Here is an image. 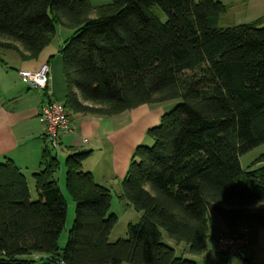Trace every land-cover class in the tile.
<instances>
[{"label": "trees", "instance_id": "trees-1", "mask_svg": "<svg viewBox=\"0 0 264 264\" xmlns=\"http://www.w3.org/2000/svg\"><path fill=\"white\" fill-rule=\"evenodd\" d=\"M225 12L213 0L96 8L88 0H0V48L23 61L36 59L58 26L73 32L60 53L67 113L114 117L179 101L147 131L152 144L136 148L122 182L120 200L141 213L126 240L108 242L117 217L110 191L81 169L87 152L66 161L75 219L62 250L67 206L57 158L43 153L35 201L21 171L0 164V264H58L59 253L60 264H195L176 257L162 232L199 257L210 214L229 230L264 227V166L240 164L264 144V26L223 29Z\"/></svg>", "mask_w": 264, "mask_h": 264}, {"label": "crops", "instance_id": "crops-1", "mask_svg": "<svg viewBox=\"0 0 264 264\" xmlns=\"http://www.w3.org/2000/svg\"><path fill=\"white\" fill-rule=\"evenodd\" d=\"M213 1L220 2L226 7L219 26L223 21L232 25L220 26L223 29L239 25L264 26V0ZM88 2L96 8L109 4L111 0H88ZM56 31L49 45L33 60L23 61L16 52L0 48L1 53L4 54L0 57V164L11 162L21 171L27 181L30 199L33 201L32 193L34 191L36 193L34 175L41 170L43 153L45 150L50 151L59 163L56 179L66 202L67 221L68 206L75 207V203L67 189L66 161L72 154L87 152L88 156L83 161L81 169L89 173L95 183L110 191L109 213L117 217L112 206L113 203L116 205L119 203L133 215L136 222H139L141 213L120 200L122 182L127 175L136 148L151 146L152 141L147 136V131L160 124L161 117L167 113V109L163 104L142 105L114 117L68 113L72 132L61 134L58 150H51L38 116L41 106L47 103L49 96L57 102L62 100V105L64 103L66 89L60 53L63 43L73 34L71 30L61 26H58ZM19 49L21 50V47ZM45 64L50 65L48 94L31 89L18 75L20 71L34 72ZM65 191L69 198L65 196ZM71 227L66 226L67 237ZM246 232L249 237V246L246 249L248 264H264V227L240 224L229 230L214 214L209 215V232L201 256L192 257L188 253L187 246L176 244L168 236L164 238L163 232L162 241L174 249L176 257L192 260L195 264H242L236 259H225L214 254L213 248L217 237L221 234L241 236ZM110 235L108 242L112 243ZM58 248L62 250L59 244ZM34 258L47 259L48 256Z\"/></svg>", "mask_w": 264, "mask_h": 264}, {"label": "built area", "instance_id": "built-area-1", "mask_svg": "<svg viewBox=\"0 0 264 264\" xmlns=\"http://www.w3.org/2000/svg\"><path fill=\"white\" fill-rule=\"evenodd\" d=\"M18 75L31 89L44 91L46 94L49 93V64L42 65L34 72L20 71ZM38 118L44 127V135L49 143L50 149L57 151L59 136L72 132L68 113L62 104L57 103L49 96L47 103L41 106ZM85 143H87L86 140ZM248 246L249 237L247 232L241 236L221 234L216 239L213 253L225 259H236L242 264H248L246 256Z\"/></svg>", "mask_w": 264, "mask_h": 264}, {"label": "rangeland", "instance_id": "rangeland-1", "mask_svg": "<svg viewBox=\"0 0 264 264\" xmlns=\"http://www.w3.org/2000/svg\"><path fill=\"white\" fill-rule=\"evenodd\" d=\"M153 11L156 12L157 14H159L162 22L164 23L166 21L165 16L160 12V10L156 7L153 8ZM232 24H228L225 21L220 23L221 27H228L231 26ZM4 55L3 53H1L0 51V57ZM66 89V86H65ZM57 102V101H56ZM59 104H62V100H58ZM179 103V101H169L166 103H163V106L166 107V111L169 112L175 105H177ZM264 160V144L255 148L254 150L248 152L247 154H245L244 156H242L240 158V164H241V168L243 171H249L250 170H256L262 166H264L263 163H259V161ZM252 168V169H251ZM32 185V183L30 184ZM34 191V190H33ZM65 196L67 198H69L68 193L65 191ZM34 196V197H33ZM36 197V193L35 191L32 193V200L35 201ZM117 202V201H114ZM68 203H70V199H68ZM112 210L116 213L117 217H118V221L115 225V227L113 228V231L111 232L110 235V240L112 241V243H116L118 241H123L127 239V231H128V225H134L138 222H136L137 220H135V218L133 217V215L131 213H129L123 206H121L119 203L118 205H116L115 203H113L112 206ZM75 219V207H70V205L68 206V216H67V221H66V225H65V229L63 230L61 237L59 238L58 244L60 246L61 249H63L66 244H67V227H71V223L74 221ZM163 236L164 238H167V235L163 232ZM60 264V263H58Z\"/></svg>", "mask_w": 264, "mask_h": 264}, {"label": "water", "instance_id": "water-1", "mask_svg": "<svg viewBox=\"0 0 264 264\" xmlns=\"http://www.w3.org/2000/svg\"><path fill=\"white\" fill-rule=\"evenodd\" d=\"M62 259H63V255L59 253L57 258L55 259V262L60 263L62 261Z\"/></svg>", "mask_w": 264, "mask_h": 264}]
</instances>
